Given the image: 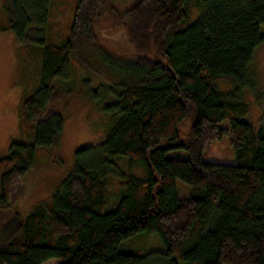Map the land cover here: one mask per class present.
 Returning <instances> with one entry per match:
<instances>
[{
	"label": "trees",
	"instance_id": "16d2710c",
	"mask_svg": "<svg viewBox=\"0 0 264 264\" xmlns=\"http://www.w3.org/2000/svg\"><path fill=\"white\" fill-rule=\"evenodd\" d=\"M188 1L133 0L121 9L76 0L69 37L59 43L36 33L47 22L50 0H2L0 30H11L26 51L36 49L42 63L39 83L22 93L21 136L0 156V206L10 204L37 162V147L58 144L64 119L51 108L59 96L51 81L71 53L85 63L84 51L99 42L95 25L125 28L136 56L124 67L117 98L105 104L122 116L101 142L75 150L52 205L15 211L3 225L0 264L51 257L58 264H142L146 255L119 250L123 238L140 231L158 232L175 262L264 264V125L243 119L249 105L239 91L216 85L245 82L264 42V0H196L204 12L194 22ZM224 134L236 164L203 158ZM177 147L188 156H166ZM119 155L130 167L145 165L148 175L131 174L117 206L107 208V179L92 160ZM179 179L191 185L189 196L178 195Z\"/></svg>",
	"mask_w": 264,
	"mask_h": 264
},
{
	"label": "rangeland",
	"instance_id": "374dc122",
	"mask_svg": "<svg viewBox=\"0 0 264 264\" xmlns=\"http://www.w3.org/2000/svg\"><path fill=\"white\" fill-rule=\"evenodd\" d=\"M109 4L125 8L133 0H105ZM76 0H50L48 19L37 31L49 40L62 43L69 37L73 22ZM188 20L196 21L204 12L196 0L186 5ZM4 10L0 0V21H4ZM108 22L97 23L95 30L99 42L88 47L83 54L85 63L78 62V54H70L63 64L62 74L52 79L51 84L59 96L51 103L54 112L64 119V128L57 145L39 146L36 149L37 162L29 168L19 187L10 196L8 206H0V237L3 225L15 211L30 212L35 205H52L53 195L62 187V181L70 172L75 160V150L82 145L101 142L110 132L122 112L108 111L105 104L117 98L122 89V81L127 73L126 65L134 61L136 49L125 28H115ZM264 33V25L261 28ZM20 40L11 30H0V156L9 152L13 139L21 136L19 106L23 90L39 83L42 63L41 54L36 49L21 51ZM216 85L224 90H237L249 105L243 119L259 129L264 125V42L254 50L248 64L243 84L226 79H218ZM224 125L228 120L223 121ZM167 157H187L186 148L177 147L166 152ZM105 158V157H104ZM207 161L238 163L230 135L210 142L204 150ZM101 174L107 179V208L118 204L125 182L131 174L146 177L145 165L130 167L128 157L119 155L108 162L96 159ZM177 193L189 196L191 185L177 180ZM264 199V191H263ZM122 252H135L146 255L142 264H185L175 262L167 253L166 245L158 232L140 231L123 238L119 244ZM57 257H51L42 264H58Z\"/></svg>",
	"mask_w": 264,
	"mask_h": 264
}]
</instances>
